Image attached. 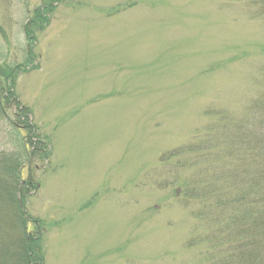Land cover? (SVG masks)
<instances>
[{"label":"rangeland","instance_id":"374dc122","mask_svg":"<svg viewBox=\"0 0 264 264\" xmlns=\"http://www.w3.org/2000/svg\"><path fill=\"white\" fill-rule=\"evenodd\" d=\"M42 2L0 0V71L47 145L19 194L43 264H207L219 223L178 160L264 98V20L247 0H60L29 41ZM2 104L0 160L19 130Z\"/></svg>","mask_w":264,"mask_h":264},{"label":"trees","instance_id":"16d2710c","mask_svg":"<svg viewBox=\"0 0 264 264\" xmlns=\"http://www.w3.org/2000/svg\"><path fill=\"white\" fill-rule=\"evenodd\" d=\"M247 1L252 16L264 20V0ZM59 2L43 0L34 10L23 28L27 40H34L30 26L43 28ZM10 74L8 70L0 71L4 78L2 81L0 77V105L9 104L15 109L19 130L15 153L0 160V264H43L39 233H28L29 223L38 221L27 212L19 194L28 186L36 187L30 176L23 179L22 162L29 164L43 156L47 145L29 121L28 108L15 95L12 80L6 84ZM253 100L239 120L220 119L216 127L228 129L220 141L216 138L217 128L211 126L200 142L190 145L188 155L178 160L180 168H194L185 178L189 193L194 195L188 197L207 205L201 216L214 218L215 213L219 223L206 236L205 241L216 244V251L212 249L206 255L207 264H264V98ZM0 111L3 113L4 108ZM182 153L176 148L165 159L177 158ZM203 166L209 170L207 181L199 170ZM221 243L224 248L218 249Z\"/></svg>","mask_w":264,"mask_h":264}]
</instances>
